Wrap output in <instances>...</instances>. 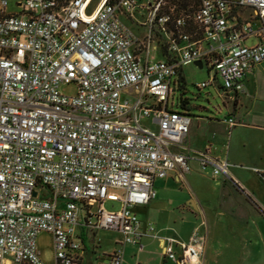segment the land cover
<instances>
[{"label":"built area","instance_id":"built-area-1","mask_svg":"<svg viewBox=\"0 0 264 264\" xmlns=\"http://www.w3.org/2000/svg\"><path fill=\"white\" fill-rule=\"evenodd\" d=\"M185 1L15 0L9 12L0 0V264H47L42 232L53 264H80V213L89 229L122 235L106 264H123L125 244L141 249L156 236L133 207L156 197L155 178L193 164L251 198L226 154L185 146L192 116L174 107L172 82L176 68L200 61L215 76L199 88L220 77L223 92L243 91L264 60V0ZM241 8L261 26L234 22ZM251 33L260 41L245 45ZM70 83L73 94L60 91ZM223 121L229 133L236 120ZM205 239L164 236L162 254L202 264Z\"/></svg>","mask_w":264,"mask_h":264},{"label":"rangeland","instance_id":"rangeland-1","mask_svg":"<svg viewBox=\"0 0 264 264\" xmlns=\"http://www.w3.org/2000/svg\"><path fill=\"white\" fill-rule=\"evenodd\" d=\"M95 3L96 0H93L92 4ZM6 10L9 12L18 11L15 0H10ZM128 24L136 30L132 22L128 21ZM155 57L159 58L161 56L157 52ZM183 73L186 80V96L189 98V108L192 116L188 138L189 145L199 148L209 142L213 153L226 154L233 163L264 167V132L249 130L236 124L231 128V132L227 136L224 125L217 122L231 115L230 102L229 104L226 103L228 98L225 94H222V88L219 85L221 82L220 77H217L209 86L198 90L196 84L213 78L215 76L214 71L206 65L198 67L195 64H188L183 67ZM75 88L74 83L63 84L60 86V91L71 95L75 92ZM173 97L175 101V93ZM233 171L243 183L248 182L253 184L255 188L257 187L256 189L260 193L255 192L253 197L257 201H254L252 196L248 198L246 193L235 188L228 181L221 179L217 181L219 190L211 196L212 198L210 196L209 198L196 197L198 202L197 210L184 206L191 216L190 218L184 217L181 204L185 203L186 196L192 190L200 195L207 196L209 190L211 188L213 190L215 186L212 181L207 180L204 176L190 173L185 175L186 180L181 185L176 180L168 182L162 180L158 185V197L148 205L136 207L134 210L142 217H145V219L153 221L156 227L159 228V225L164 226L166 229L164 232L180 237L181 233L187 231L190 225L186 222L181 223L182 219L187 221L195 220L197 222L203 220L206 224L208 214L212 213V216L215 217L217 211H224L228 217L227 221L223 224V228L217 227L218 230L215 231L213 229L211 234L214 240L209 248L210 264H258L256 261L257 257L261 256V261L264 260V234L259 238L257 236L256 243H254V233L252 231L254 223L252 222L258 216L250 208V203L248 204V202H255L257 206H261L263 209L264 189L262 187L264 186L255 178L256 172L252 169L242 170L234 168ZM260 177L264 183V173H261ZM104 207L107 210L116 211L120 208V204L114 200H105ZM261 217L264 220V213H262ZM255 224L258 226L257 222ZM259 227L262 228L261 226ZM242 236L245 237L244 240ZM116 237H119L117 233L105 230L97 231L94 236L96 240H99L101 246L99 250L108 248ZM205 237L202 253L207 241V236ZM89 238L91 237H88L86 242L89 249H91L93 246ZM37 245L43 259L50 262L52 258L50 234L46 232L40 233L37 237ZM258 248H260V253ZM146 264H158V262L154 258H150L146 261Z\"/></svg>","mask_w":264,"mask_h":264},{"label":"crops","instance_id":"crops-1","mask_svg":"<svg viewBox=\"0 0 264 264\" xmlns=\"http://www.w3.org/2000/svg\"><path fill=\"white\" fill-rule=\"evenodd\" d=\"M234 22H237L238 24H247L249 27H251L253 30L259 28L262 24V22L257 19L256 17L253 16L252 11L249 8H241L237 9L234 12ZM260 41V38L257 34L251 33L247 35L244 38V44L245 45H254L257 44ZM244 90L240 92H232V93H225L222 91V94H225V96L228 98V101H226L227 104L230 102V114L229 117H233L236 120V124L239 127L246 128L249 130H258L264 132V60L260 62L259 64L255 65L250 71H248L244 78ZM224 119V118H223ZM223 119L218 120V123H221L224 125V130L226 132V135L229 136L230 132H227V127L225 125V122ZM235 124V125H236ZM234 127V126H233ZM189 133L186 138L185 146L189 149L193 150H201L203 149L209 142H206L204 145H202L199 148H194L189 145ZM220 155V154H219ZM231 162V161H230ZM233 166L231 167V173L238 179L236 174L234 173L233 169L234 168H239L242 170H247V169H252L255 174V178L259 181V183L264 186V183L261 181V173H264V167H258V166H248V165H243V164H236L233 163ZM190 173H197L199 175L204 176L209 179L210 181L213 182V184L217 187H213L209 190V193L206 195H200L196 191H193L189 193L186 198H185V203L181 204L182 210H183V215L184 217H191L189 212L185 209V205L197 210L198 209V202L196 200V197L198 198H209V196H213L214 193L217 192L218 189V184H217V179L212 178L209 173L206 172H201L196 164H193V169L188 172V173H179L177 171H171L169 172L165 177L163 178H155L153 181L154 188L156 190V197L153 199L155 200L158 197L159 190H158V185L161 183L162 180L171 181V180H176L183 184L185 182L186 177L185 175L190 174ZM241 183H243L240 179H238ZM160 182V183H159ZM247 188L248 193L252 196V198L255 195V192L258 194L260 191H258L253 184H249L248 182L243 183ZM231 186V185H230ZM232 187V186H231ZM245 188V189H246ZM264 189V187H262ZM264 196V195H263ZM212 198V197H211ZM254 201H257L256 198H253ZM152 200V201H153ZM150 201L149 203H151ZM248 202V201H247ZM148 203V204H149ZM250 203V204H249ZM104 204V203H103ZM145 204V205H148ZM250 208L257 214V219L252 222L254 223V229L252 230L254 233V243H256V237L258 236L261 237L264 234V220L262 219L261 215L264 210L262 209L261 206H257L256 203H251L248 202ZM255 206L254 209L253 206ZM260 205V204H259ZM139 206H144V205H136L133 207V212L137 214V216L143 221V223L150 222L154 226V231L156 233V236H151V235H144L141 239L142 243V248L139 249L137 245L133 244H125L123 247V264H146V261L150 258H154L157 260L158 264H176L173 261L168 260L165 258L162 254V247L164 244V236L167 235H172L176 237L179 240L186 241L189 239L191 234L195 231H197L199 234H204L207 236V241L205 245L204 252L202 253V264H210L209 261V248L213 244V236H211L213 229L216 231L218 228H223V224H225V221H227L228 217L225 214L224 211H217V214L215 217L212 216V213L208 214L207 218V223L203 220L197 222V221H187L182 219L181 223L186 222L189 225V229L187 231H184L181 233L180 236H176L171 233L164 232L166 230L164 226H160L159 228L156 227L153 221L145 219V217H142L138 212L134 210V208L139 207ZM180 206V207H181ZM263 207V206H262ZM257 211V212H256ZM85 216H83L82 213H80L79 217V223L75 225L72 238L77 240L80 243L81 249L79 251L80 255V264H106L108 262V257L113 251L115 250L116 246L118 243L121 241L122 235L117 232V231H110V230H105V231H110L113 233H117L119 237L114 238L111 242V245H109L108 248L106 249H100V244L99 240L95 239L94 236L97 231L99 230H91L87 227L85 223ZM258 223V226L255 223ZM263 225V226H262ZM261 226L262 228H260ZM163 227V228H162ZM177 227V226H176ZM218 227V228H217ZM242 233V232H241ZM243 234V233H242ZM89 238L90 243L92 244V248L89 249L88 244H87V238ZM243 240L245 237H243ZM259 253H260V248ZM260 255V254H259ZM261 256L257 257V263L258 264H264V260L261 261ZM43 258V257H42ZM44 260V259H43ZM47 264H53L54 262V257H53V250H52V258L50 262H47L44 260Z\"/></svg>","mask_w":264,"mask_h":264},{"label":"trees","instance_id":"trees-1","mask_svg":"<svg viewBox=\"0 0 264 264\" xmlns=\"http://www.w3.org/2000/svg\"><path fill=\"white\" fill-rule=\"evenodd\" d=\"M185 2H187L186 4L191 3V2H194V4H196L198 0H188ZM160 56L161 57L166 56L165 49H162ZM174 76L175 78L172 82V85H173L172 88H173L174 93L176 94L174 107L177 109L185 110L190 114L189 98L186 96V91H187L186 90V80H185V76L183 73V67L176 68ZM196 87L198 90L200 89L197 85Z\"/></svg>","mask_w":264,"mask_h":264},{"label":"water","instance_id":"water-1","mask_svg":"<svg viewBox=\"0 0 264 264\" xmlns=\"http://www.w3.org/2000/svg\"><path fill=\"white\" fill-rule=\"evenodd\" d=\"M195 64L198 66V67H202L201 65V62L200 61H196ZM35 195V192L33 193Z\"/></svg>","mask_w":264,"mask_h":264}]
</instances>
